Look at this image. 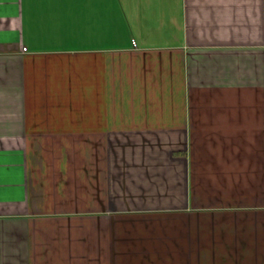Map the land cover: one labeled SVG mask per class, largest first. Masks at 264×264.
I'll list each match as a JSON object with an SVG mask.
<instances>
[{
  "label": "crops",
  "instance_id": "0c3cea01",
  "mask_svg": "<svg viewBox=\"0 0 264 264\" xmlns=\"http://www.w3.org/2000/svg\"><path fill=\"white\" fill-rule=\"evenodd\" d=\"M0 264H264V0H0Z\"/></svg>",
  "mask_w": 264,
  "mask_h": 264
}]
</instances>
